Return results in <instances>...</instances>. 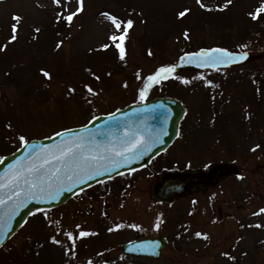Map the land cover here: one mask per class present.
Returning a JSON list of instances; mask_svg holds the SVG:
<instances>
[{
    "label": "rangeland",
    "instance_id": "obj_1",
    "mask_svg": "<svg viewBox=\"0 0 264 264\" xmlns=\"http://www.w3.org/2000/svg\"><path fill=\"white\" fill-rule=\"evenodd\" d=\"M201 2L212 10L197 0H85L84 12L69 26L57 22L60 8L53 0H0V46L12 34V16L23 18L18 39L0 51V157L21 146L19 135L51 136L86 124L92 115L140 102L142 81L136 78L137 71L146 76L199 48L219 46L253 54L264 50V18L254 21L247 15L259 0H233L223 10L217 5L222 7L225 0ZM68 7L74 11L76 0ZM185 8L190 12L179 18L177 13ZM103 12L135 21L126 42V61L119 60L114 47H100L112 32ZM185 30L190 39L184 38ZM242 44L247 48L238 47ZM41 68L51 73V79ZM201 73L214 86L199 79ZM177 75L191 83L161 82L146 100L179 99L186 108L181 135L148 166L44 210L52 220L61 221L63 230L75 232L80 224L96 233L78 241L77 257L66 256L63 247L51 243L50 236L57 235L70 247L63 231L57 233L56 226L35 211L0 246V264H86L88 258L94 264H264V227L254 226L264 225V214L252 215L264 207V53L242 66ZM84 84L98 95L87 93ZM69 87L76 91L69 92ZM218 164L236 165L238 171L206 191L170 201L152 198L164 173ZM158 215L164 221L159 230L153 227ZM117 223L125 227L109 232ZM131 223L141 229L127 227ZM196 231L210 238H198ZM143 236L167 240L157 259L122 253L126 242ZM225 251L236 258L234 262L221 255Z\"/></svg>",
    "mask_w": 264,
    "mask_h": 264
},
{
    "label": "snow or ice",
    "instance_id": "obj_2",
    "mask_svg": "<svg viewBox=\"0 0 264 264\" xmlns=\"http://www.w3.org/2000/svg\"><path fill=\"white\" fill-rule=\"evenodd\" d=\"M232 2L233 0H225L222 7L217 5V10L227 9ZM53 3L60 8V11L56 13L57 22L66 21L69 26L85 10V0H76L74 11L68 7L71 4V0H53ZM197 3L202 8H206L209 11L212 10L211 8H207L201 0H197ZM189 12L190 9L185 8L179 11L177 16L183 18ZM247 15L254 21L264 18V0H259L258 5L252 11H249ZM101 16L111 24L112 32L108 36L109 42L102 44L100 47L105 50L114 47L118 53L119 60L126 61V42L130 37V30L133 29L135 21L131 18L121 19L120 16L111 12H103ZM22 19L18 14L12 16V34L8 38L7 43L0 46V51L6 50L8 44L18 39ZM35 31L39 32L40 29L37 28ZM183 35L185 39H190L187 30L184 31ZM62 43L63 41L58 42L56 47L60 48ZM238 47L243 49L247 48V45L242 44ZM148 54L150 56L153 55L151 50H149ZM248 56L249 53L247 51L237 52L227 47L200 48L198 51L184 52L179 57L178 63L161 64L146 76L137 71L136 78L142 81V86L138 89L139 101L144 102L148 92L154 86L169 79H175L184 84L191 83V80L188 78L177 75V68L180 65L195 64L200 68H210L218 71L221 67L240 63L246 60ZM40 72L44 77L51 79V73L46 69L41 68ZM92 75L96 80H100V76L95 73H92ZM198 78L204 80L207 86H214V82L211 79H207L204 73H201ZM127 86V82H125L124 87ZM83 87L91 96L98 95L97 90L90 84H84ZM75 91V88L69 87V92L74 93ZM87 102L91 103V101ZM119 111L120 109H116L115 112L108 113L109 119L115 120L116 113ZM141 111H144V109H141ZM97 119V116L92 115L91 119L86 124L81 125L77 131L65 128L54 132L53 135L55 137L63 138L51 145H30V141L25 135H19L18 139L21 146L25 148L31 147V151L27 156L9 165L8 169L0 175V191H6V196L0 197V205L11 204L12 206L10 214L7 217L9 224L11 216L15 215L16 211L23 207L29 199L57 200L65 187L67 191L78 195L84 189L79 188L78 192H74L77 186L83 185L86 181L95 179L101 175L114 172L122 165H130L133 161L140 160L150 152L157 143H163L159 134L153 133L151 130H148L145 134V130L139 127L124 125L122 130L120 128H106L104 131H100L99 127L95 129L89 128V125ZM176 135L180 136L181 133L177 131ZM97 136L102 137V139H97ZM255 147L258 148L259 145ZM3 159L4 157H0V161H3ZM135 170L134 168L129 169L130 172ZM108 178L112 179L111 176ZM239 178L243 179V177ZM193 203H196V201H193ZM36 212L44 215L49 225H55L57 233L63 231V235L70 242V247L65 246L64 241L58 239L57 235H51L49 239L54 245L63 247L66 256L76 258L78 241L96 235L91 230L83 229L80 224L75 225V232L73 230H63L60 220H52L43 209L38 208ZM262 214H264V207L252 213L254 216ZM3 221L4 217H0V222ZM163 223L162 216L158 215L153 227L159 230ZM254 226L257 228L264 227L260 223ZM123 227H125L124 224L117 223L113 227H109L108 231L113 232ZM127 227L141 229V225L136 223L128 224ZM241 227H244V225H241ZM249 227H253V225H249ZM4 235H7V232L4 231L3 227H0V239ZM194 235L205 240L210 238L208 233L201 231H196ZM158 245V241L151 242L130 248L129 251L154 253ZM97 255L102 254L97 253ZM221 255L233 262L236 259L227 251L222 252ZM120 259L123 260L124 257L121 256ZM86 264H94V261L88 258ZM105 264H107V261Z\"/></svg>",
    "mask_w": 264,
    "mask_h": 264
},
{
    "label": "water",
    "instance_id": "obj_3",
    "mask_svg": "<svg viewBox=\"0 0 264 264\" xmlns=\"http://www.w3.org/2000/svg\"><path fill=\"white\" fill-rule=\"evenodd\" d=\"M258 56H254L249 54L248 58L240 63H235L230 66L240 65L247 61H251L256 59ZM179 61V60H178ZM178 61L176 63H178ZM196 69H209V68H200L195 64H183L177 68V71L183 70H196ZM151 106V107H149ZM144 109V111H141ZM184 113L183 107L180 103L174 99H155L151 102L144 103L141 105H130L127 108L120 110L116 113V119L110 120L108 115L106 116H98L96 121H93L89 128H97L99 127L100 131H104L106 128H120L123 129L124 125H128L131 127H139L145 130V134L148 130H151L153 133L159 134L160 138L163 140V143H157L150 152L144 155L140 160L133 161L130 165H122L119 169L114 172L107 173L96 177L95 179H91L86 181L83 185L77 186L74 189V192H78L79 188H87L95 183L101 182L105 179H109L108 177L116 176L125 172H128L129 169H139L143 166L148 165L153 157L158 155L160 152L164 151L169 144L174 140L177 136L176 133L178 131L179 121ZM79 128H74L73 131H77ZM51 138V139H49ZM44 138L42 140L31 141L30 145H51L53 143L58 142L63 137H55L54 135ZM97 139H102V137L97 136ZM31 151V147L25 148L21 147L15 153L10 156L4 157L3 161H0V175H2L7 169L8 166L13 164L16 160L21 159L28 155ZM119 173V174H118ZM173 186L171 183H166L164 186V190L162 189V194L165 197H168L170 194L174 193L176 190L172 189ZM168 193V194H166ZM74 194L72 192L67 191V188L63 190L61 196L57 200H32L29 199L28 202L21 208L16 211L15 215L11 216L10 224L8 223L7 217L11 211V204L0 205V217H4V221L0 222V227H3L4 231L7 232V235H4L2 239H0V245H2L10 236H12L16 230L25 222L27 216L38 208L40 209H48L56 207L66 200L71 198ZM6 196V191H0V197ZM159 242L158 247L155 252H135L129 251L130 248H135L139 245H145L151 242ZM166 240L164 238L152 237V238H141L137 240L130 241L126 243L122 247V252L125 255L132 256H146L157 258L160 250L165 246Z\"/></svg>",
    "mask_w": 264,
    "mask_h": 264
},
{
    "label": "flooded vegetation",
    "instance_id": "obj_4",
    "mask_svg": "<svg viewBox=\"0 0 264 264\" xmlns=\"http://www.w3.org/2000/svg\"><path fill=\"white\" fill-rule=\"evenodd\" d=\"M217 170L218 168L215 167L210 168L208 171H198L197 173L193 172V170H189L187 174L179 176L186 180V185L184 184V192H190L194 187L204 185L207 187L208 184H214L218 175ZM177 173H179V171ZM175 177H178V175H176Z\"/></svg>",
    "mask_w": 264,
    "mask_h": 264
}]
</instances>
